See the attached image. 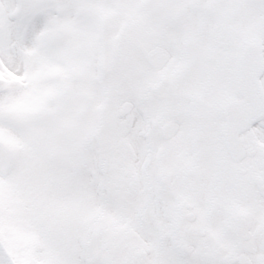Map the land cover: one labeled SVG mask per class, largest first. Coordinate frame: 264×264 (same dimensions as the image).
Returning a JSON list of instances; mask_svg holds the SVG:
<instances>
[{"label":"snow or ice","instance_id":"1","mask_svg":"<svg viewBox=\"0 0 264 264\" xmlns=\"http://www.w3.org/2000/svg\"><path fill=\"white\" fill-rule=\"evenodd\" d=\"M0 264H264V0H0Z\"/></svg>","mask_w":264,"mask_h":264}]
</instances>
